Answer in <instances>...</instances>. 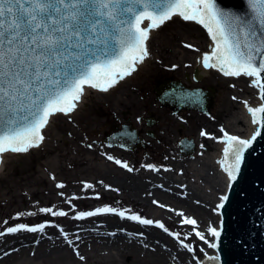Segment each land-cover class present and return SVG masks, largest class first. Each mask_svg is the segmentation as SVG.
<instances>
[{"label": "snow or ice", "instance_id": "6c2138e0", "mask_svg": "<svg viewBox=\"0 0 264 264\" xmlns=\"http://www.w3.org/2000/svg\"><path fill=\"white\" fill-rule=\"evenodd\" d=\"M247 2L251 13L248 17L223 9L217 0H0V164L5 153H27L39 147L50 119L58 113L68 115L75 111L86 88L108 92L137 71V65L150 54V33L174 16L206 29L213 45L211 52L202 56L205 68L218 69L224 76L252 78L251 86L259 90V98L264 101V0ZM185 46L194 48L191 44ZM244 104L251 114V123L257 126L253 134L241 138L221 128V142L226 146L220 163L231 181L237 178L244 153L264 128V103ZM200 135L210 134L201 131ZM107 159L114 158L109 155ZM115 163L129 172L133 170L126 162L117 159ZM39 211L52 216L68 215L52 208ZM126 211L102 207L79 212L74 218L82 220L103 213L125 218ZM126 218L143 225L154 223L139 215ZM184 223L195 226L197 221L185 218ZM157 226L169 231L162 223ZM44 229L45 224L21 223L0 231V237L21 231L43 233ZM208 231L213 237L220 235L216 228L209 227ZM170 234L189 252L194 251L181 240L180 233ZM195 234L210 248H217V243L209 242L203 233ZM64 237L69 245L73 244L67 233ZM207 259L214 261L219 257Z\"/></svg>", "mask_w": 264, "mask_h": 264}, {"label": "rangeland", "instance_id": "374dc122", "mask_svg": "<svg viewBox=\"0 0 264 264\" xmlns=\"http://www.w3.org/2000/svg\"><path fill=\"white\" fill-rule=\"evenodd\" d=\"M197 25L201 28L194 34V39L189 37L192 41H199L206 35L203 26ZM177 26L171 23L162 29L164 37L169 38L171 44H176ZM152 42H149L152 55L137 66V72L120 80L108 92L93 93L88 96L86 105L76 109L72 116L53 118L50 122L51 126L46 131L47 141L25 153L24 157L13 159V165L2 171L0 231L21 223L29 226L39 224L67 226L73 221L81 220L74 218L79 212L113 207L118 211L127 210L125 218L115 213H103L82 220L115 218L122 222L127 232L145 234L150 229L151 234L158 237L167 247L175 249V252L182 250L184 254L189 255L194 264L202 263L205 253L201 251L202 244L197 242L196 234H191L185 225L167 214L162 207H154L140 201L138 197H133L127 187L119 192L115 188L117 186L109 184L108 178H114L122 171L124 175L132 177L130 180L134 178L133 180L140 181L147 176L163 173L181 177L192 187L204 185V179L201 183H197L194 178L195 167L201 172L206 169L205 172L209 177L216 178L215 168L205 165L203 155L213 152L215 143L219 142L221 128L228 133L233 131L230 123L240 106L238 98H244L249 93V89L245 86V82L220 76L213 69H204V76L197 82L194 80L196 65L190 62V57H186L182 52L168 63L160 53L162 46L158 45L159 42L153 50ZM202 45L205 53V45ZM166 80H180L191 88L200 87L205 90L214 88L215 96L209 113L202 114L200 111L185 109L176 113L173 107L162 105L157 99L156 89ZM130 96L134 97L129 98ZM233 97L237 99L234 100ZM150 117L159 119L160 122L149 127L147 120ZM127 124L138 129L147 142V148L132 151L120 145L109 147L104 143V140L114 133L115 126L120 128ZM149 131H153L155 137H151ZM201 131H206L210 135L201 136ZM72 137L79 139L78 145L74 147L67 143ZM184 138L193 139L196 143L197 151L193 157L181 151L179 144ZM88 145L92 147L89 148ZM109 155L114 159L108 160ZM77 156L78 159L74 163ZM117 159L128 163L133 170L129 172L116 164ZM147 165H154L155 168H149ZM47 172L55 175L64 187H57L58 184L54 182L47 184L45 182L48 177ZM101 181L102 185L107 186L106 189L113 191L98 196L88 193L86 184ZM40 208H52L53 211L67 212L68 215L52 216L51 213L40 212ZM30 212L35 215H27ZM18 213L25 215L18 216ZM128 215H139L142 219L153 220L154 223L143 225L127 219ZM157 223L164 224L169 231L165 232L157 226ZM170 233H180L181 240L189 244L194 251L189 252ZM3 237H0V240ZM77 252L79 255L76 254ZM133 253L137 252L133 250ZM41 255L42 253L37 251L24 254L14 262H0V264H162V259L149 250L144 256L136 255L132 259L127 258L126 255L117 256L114 252L89 248L77 250L73 246L59 247L49 256L41 257ZM80 256L84 259L81 260Z\"/></svg>", "mask_w": 264, "mask_h": 264}, {"label": "bare ground", "instance_id": "6f19581e", "mask_svg": "<svg viewBox=\"0 0 264 264\" xmlns=\"http://www.w3.org/2000/svg\"><path fill=\"white\" fill-rule=\"evenodd\" d=\"M145 23H147V21ZM171 23H174L175 26H177V24L180 26H177L178 32L175 35L177 45L171 44V40H169V38H165L163 35V27L165 28ZM200 28L201 27L193 21H184L182 18L174 16L169 23H165L162 27L153 30L150 33L148 48L150 44L149 42L153 41L152 50L156 47L157 42H159L158 45L162 46V50L161 52H158L162 53L164 56L163 58H165L168 63L173 61L178 54H182V52H184L186 57L191 58L190 62L196 65L195 78L200 80L204 76V69H206L201 62L202 56L204 54L202 50V44L205 45V53H210L212 50L210 46L213 45V41L210 39L206 29L204 31V34L206 35L203 39L199 41H192L189 39V37L193 38L194 34L197 33L198 29ZM187 44L193 45L194 48L186 47L185 45ZM179 48L181 49L179 50ZM196 49H198V51ZM149 53V56H151L152 54L150 49ZM139 65L140 64L137 66ZM213 70L220 76L234 78L230 76H224L223 73L218 69L214 68ZM235 79H237L239 82H245V86L247 89H249V93L245 95L244 98H238L240 106L232 117L230 127L233 129V131L229 132V134L240 136L241 138H249L257 126L251 123L252 117L247 111L244 101H247L249 106H259L261 103H263V101H261L259 98V90L251 86L252 78L241 76L235 77ZM172 82H180L185 85V83L180 80H171L170 83ZM170 83H168V85H166L167 87L160 92L158 98L161 96V94L170 89ZM93 93L103 92L96 89L86 88L85 94L78 103L76 109H81L83 106H85L88 96ZM253 95L254 97H252ZM133 97L130 96L129 98ZM75 111L68 115L58 113L50 119V122L51 120L53 121V118H57V116L70 117L75 113ZM49 126H51V123H49V125L43 131L45 140L42 143L47 141L46 131ZM65 129L68 130L67 128ZM222 138L223 134L221 133L219 142L215 143L213 152L206 156L203 155L205 165L215 168L217 174L216 178L214 176L209 177L208 173L205 172L206 169L201 172L199 168H193V172L195 173L194 178L197 180V183H201V180L204 179V185L200 184L196 187H192V185H187L181 177H175L172 175L170 176L163 173H157L153 176H147V178L143 180L141 179L140 181H135L133 180L134 178L130 180L132 177L124 175L122 171L121 173H117L114 178L109 177L108 182L109 184L112 183L117 186L115 188L119 192H122V188L127 187L133 197H138L140 201L149 203L154 207H162L164 210H166L167 214L179 220L181 224L185 225L191 234H195L197 231H199L205 235V238L209 242L217 243V237L211 236L208 229L209 227H212L216 228L219 232L221 231L222 208L218 207V205L225 203L226 200H222L221 198L224 196L228 197L231 185H233L227 172L224 171L225 166L220 163V161L224 159L223 149L226 146L221 142ZM78 140L76 137H72V139L67 140V143L74 147L75 145H78ZM34 149L35 148H31L28 152ZM24 154L25 153L4 154L0 174L6 167L9 168L13 165V159L22 158L24 157ZM77 159L78 156L75 157L74 163H76ZM47 174L48 177L45 179L47 184L52 182L56 184L61 183L55 175L49 174V172H47ZM89 184H92L93 187L88 188V193L90 192L95 196L101 194L104 195L113 191L106 189V187L102 185L101 182H90ZM117 190L115 191L118 192ZM180 213H183V215H180ZM185 218L195 219L197 224L195 226L185 224ZM61 229H63V232H61ZM64 233H67L68 239L73 241L72 245L67 243ZM113 233L115 234L113 235ZM140 233L127 232L122 225V222L115 218L76 220L67 226L60 227H55L52 225L50 226V224H48L45 225L43 233L38 232L34 234L26 232L8 234L7 236L1 238L0 262H14L15 260L21 258L24 254L37 251L42 253L41 257H44V255L49 256L55 251V249L59 247L73 246L77 250L89 248L90 250L94 249L96 251L114 252L120 257L126 255V257L129 259H132L133 256L136 255L144 256L149 250L150 253H154L160 259H162V264H194V262L189 258L188 254H184L182 250L180 252H175V249L167 247L163 242H160L161 240L158 237L151 234L152 231L150 229H148L145 234L142 233V236L139 235ZM77 236L79 239H77ZM36 241H39V243H36ZM197 242L202 244L201 248L205 253V257L201 264L206 262L208 256H218V252L215 250L216 248H210L208 244L200 240L199 237ZM145 245H147V247H145ZM13 249H15V251H13ZM133 250H135L137 253H133ZM5 252H7L8 255H4ZM174 258H176V260Z\"/></svg>", "mask_w": 264, "mask_h": 264}, {"label": "water", "instance_id": "95a60500", "mask_svg": "<svg viewBox=\"0 0 264 264\" xmlns=\"http://www.w3.org/2000/svg\"><path fill=\"white\" fill-rule=\"evenodd\" d=\"M217 3L225 10L246 17L251 15L247 0H217ZM169 87L159 97L163 105H170L178 111L188 109L209 113L213 92L200 88L189 89L180 82H172ZM260 131L261 136L244 153L237 178L232 181L233 185L222 208V229L215 249L219 259H207L204 264H264V128ZM105 142L109 146L120 144L122 148L132 151L144 146L132 126H124L121 132ZM195 145L193 140L187 138L180 143L182 152L191 157L197 151Z\"/></svg>", "mask_w": 264, "mask_h": 264}, {"label": "flooded vegetation", "instance_id": "af4514ba", "mask_svg": "<svg viewBox=\"0 0 264 264\" xmlns=\"http://www.w3.org/2000/svg\"><path fill=\"white\" fill-rule=\"evenodd\" d=\"M194 80H195V78H194ZM170 81H171V80L163 81V82L159 85V87L156 89L157 93H160L164 88H166V87H167L166 85H168V83H170ZM157 99H158V97H157ZM173 110H174V112H176V109H175V108H173ZM158 121L160 122L159 119H156V120H155V119H151V120L148 119V120H147V125L150 127V122H151V123H152L151 126H154V124L158 123ZM127 125H128L129 127L132 126V128H134V126L131 125V124H130V125L127 124ZM122 127H123V126H122ZM122 127L118 128V127L115 126V128H113V129L115 130L113 134L119 132V129L121 130ZM135 130L137 131V133H138L139 137L141 138L142 142L144 143V146L141 147V148H147V142L142 138V137H143L142 134H140V132L138 131V129L135 128ZM113 134H112V135H113ZM149 135H150V136H151V135H154V136H155V133H154L153 131H149Z\"/></svg>", "mask_w": 264, "mask_h": 264}]
</instances>
